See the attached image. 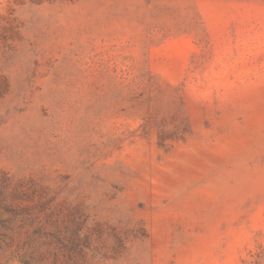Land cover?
Instances as JSON below:
<instances>
[{
    "label": "rangeland",
    "instance_id": "1",
    "mask_svg": "<svg viewBox=\"0 0 264 264\" xmlns=\"http://www.w3.org/2000/svg\"><path fill=\"white\" fill-rule=\"evenodd\" d=\"M0 264H264V0H0Z\"/></svg>",
    "mask_w": 264,
    "mask_h": 264
}]
</instances>
